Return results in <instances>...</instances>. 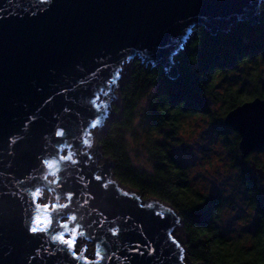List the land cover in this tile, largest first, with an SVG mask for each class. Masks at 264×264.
I'll list each match as a JSON object with an SVG mask.
<instances>
[{
	"label": "water",
	"instance_id": "water-1",
	"mask_svg": "<svg viewBox=\"0 0 264 264\" xmlns=\"http://www.w3.org/2000/svg\"><path fill=\"white\" fill-rule=\"evenodd\" d=\"M263 1L54 0L48 6L36 0H0V264H85V257L89 264H180V249L172 243L173 230L182 227L180 217L153 197L144 204L133 193L125 197L109 181L112 160L102 155L97 142L87 146L91 123L98 115L101 125L105 105L119 99L111 90L119 86L116 74L125 71V64L140 60L176 80L175 58L195 26L215 35L239 22L254 25ZM43 8L48 10L39 12ZM93 94L100 97L98 114L90 105ZM222 122L237 133L241 159L264 151V97L238 104ZM53 129L64 132L55 138L63 144L54 143ZM61 148L79 163L60 161ZM77 148L87 156L77 154ZM41 157L56 162V168L41 175ZM101 157L103 163L97 165ZM51 172L57 173L54 179ZM36 189L52 191L53 203L66 198L70 204L61 210L67 218L53 213L43 238L25 228L26 209L31 216L47 215L28 203ZM57 235L84 236L94 245L92 258L82 251L73 261L58 241L53 243Z\"/></svg>",
	"mask_w": 264,
	"mask_h": 264
},
{
	"label": "trees",
	"instance_id": "trees-1",
	"mask_svg": "<svg viewBox=\"0 0 264 264\" xmlns=\"http://www.w3.org/2000/svg\"><path fill=\"white\" fill-rule=\"evenodd\" d=\"M259 12L258 23L239 22L229 31L215 35L195 26L184 50L175 58L179 62L176 80H168L160 67L151 68L133 60L127 78L118 87L119 112L123 116L109 122L98 140L102 154L112 160L111 171L117 182L136 190L143 198L167 203L177 213L182 221L186 258L191 264H264V163L237 161L240 157L234 150V138L232 166L251 217L242 233L231 237L217 223L222 212L218 196L202 212L182 215L177 211V207L188 208L200 197L191 186L187 171H182L184 167L167 147V139L180 127L182 119L208 114L211 102L220 103L221 111L226 113L244 101L264 97V83L259 77L260 64H264L259 55L264 54V1ZM194 54L198 58L196 64L192 63ZM240 67L248 79L260 83V88L247 93L230 87L219 90L220 79L229 78ZM142 99L146 104L140 107ZM145 108L151 113V120L137 130L134 109ZM136 134L142 135L139 140L149 157V170L139 168L129 153L128 136ZM161 134L166 136L163 140L159 139ZM252 165L261 171V178L253 172Z\"/></svg>",
	"mask_w": 264,
	"mask_h": 264
},
{
	"label": "rangeland",
	"instance_id": "rangeland-1",
	"mask_svg": "<svg viewBox=\"0 0 264 264\" xmlns=\"http://www.w3.org/2000/svg\"><path fill=\"white\" fill-rule=\"evenodd\" d=\"M184 50V49H183ZM132 62V61H131ZM131 62L125 64L123 67H125V71H122L121 78L119 81L116 82V85H119L124 79L127 78L128 71L131 68ZM246 71L243 68H237L229 74V78L226 79H220V88L219 90H223L225 87H230L232 89H242L243 93L254 91L258 88H260L259 82H253L251 79H248L247 76L244 74ZM259 77L260 82L264 83V64H260L259 67ZM256 84V85H255ZM258 86V87H257ZM119 86L113 87L111 92L112 94H118L119 97ZM257 87V88H256ZM264 89V86L262 87ZM103 99V98H102ZM146 104V100H141L139 103V106H144ZM121 107V101L120 97L118 100H115V103H113V99L109 102V107L106 108V116H108L109 112L112 114L108 116L107 121L105 120V117L102 121V124L100 125V129L97 130H91V147H95L96 142L98 143V140L101 136V134L107 129L108 123L113 121L116 118V113L119 112ZM209 113H212L213 115H209ZM225 113L221 111V105L220 103H213L211 102L209 104V112L208 114H193L188 117H185L182 119L180 127L176 130V132L171 136V138L167 139V147L171 148V154L175 157V159L179 162L180 165L184 167L185 170L190 169L193 163V158L189 155L188 149L186 147L181 148L178 147V145H183L185 142H190L193 137H203L200 140V143L195 146L194 151L198 153L199 155L203 156L205 159V164L207 165H215L217 167L220 166V164L223 165V169L221 171V176H224L222 182L220 183V186L217 187V181H213V192L215 193V196H218L221 198L222 202V212L220 216V222L219 226L223 230V232H226L227 235L231 237H235L236 235L242 233V230L245 228L248 219L251 217V213L246 207L244 201L241 199V191L240 186L238 183V179L236 176V170L232 166V161L235 152H233L234 146H233V140L236 137L235 146L237 145L238 136L237 133L234 132L231 128L227 127L223 124V116ZM214 117H218L219 119H214ZM141 127H138L137 130H140ZM208 129V134H204L202 130ZM97 131V132H96ZM162 137H166L164 134H161ZM141 134L139 135H129L128 136V150L131 155L132 161L142 169L149 170L151 169V163L149 160V157L147 155L146 149L144 147V144L140 142ZM169 137V136H168ZM166 139V138H165ZM86 150V147L85 149ZM101 151V150H100ZM86 152L88 154L92 153V150L87 149ZM238 153V150H236ZM102 153V152H101ZM236 153V154H237ZM103 155V154H102ZM104 156V155H103ZM223 157V161L220 160V158ZM239 157V153H238ZM100 164H102L103 158ZM245 160L246 164H249L251 161L255 160L259 163H264V151H254L248 154L244 158H238L237 161L243 162ZM97 164V165H100ZM197 171L199 169H196ZM227 172H232L234 175V179H232L231 176H227ZM188 178L190 181L191 186L197 191H202L204 186V181H195L193 179L192 171H187ZM114 180L113 182H117L116 179L113 178V176L109 177V181ZM119 183V182H118ZM122 185V184H121ZM123 187L128 188V190H123L128 193L135 194L136 197H138L139 201L144 204V200L150 201L152 200V197L149 198H143L139 195L138 192L130 190V187L124 186ZM134 190V189H133ZM230 192L231 195H226V193ZM41 196H44L46 194L47 196V203H53L54 202V194L52 191H41ZM67 199L62 198L59 200L60 204L66 203ZM232 212H235L236 215L233 216ZM173 238L177 239L181 246L184 247V240H183V227H176L175 230H173L172 233ZM77 246L80 249V252L83 251V248L87 249V251L83 252L84 255L88 256L89 258H92V255L94 254V245L91 241L86 239L84 236L78 235L77 240ZM184 254L186 256V250L184 247ZM186 264H191L187 258L185 260Z\"/></svg>",
	"mask_w": 264,
	"mask_h": 264
},
{
	"label": "snow or ice",
	"instance_id": "snow-or-ice-1",
	"mask_svg": "<svg viewBox=\"0 0 264 264\" xmlns=\"http://www.w3.org/2000/svg\"><path fill=\"white\" fill-rule=\"evenodd\" d=\"M37 5H48L51 6L54 3V0H36ZM48 10V8H43V9H39V12H46ZM33 15H36L37 12H33ZM3 16H0V19H3ZM261 59H264V54H259ZM192 63L196 64L198 63V58L195 56V54L193 55L192 58ZM117 81L120 80L121 78V74L117 73ZM103 91V89L101 90ZM106 96H111V92L110 91H106L104 93ZM90 100V105L93 106L95 108L96 113H99V109H100V105L98 103V101L100 100L99 96H96L95 94H93V96L89 97ZM113 103H115V100H113ZM248 103H254V101H249ZM105 107H109V105H105ZM134 111L136 112V124L143 128L145 127V125H147L149 123V121L151 120V113L145 108L143 110L141 109H134ZM160 111H166L161 109ZM112 113L109 112L108 116H110ZM209 115H213L212 113H209ZM108 116L105 117V120L107 121ZM123 116L122 111L121 112H117L116 113V117L117 119H121ZM214 119H219L218 117H214ZM87 127V125H86ZM99 116L95 115L93 117V122L91 123V128L93 130H99ZM204 132V134H208V129H204L202 130ZM53 137H54V143L56 144H63L64 140L63 139H55L56 137H64V132L62 131H57L55 129H53V133H52ZM203 137L197 136V137H193V139L190 142H185V144L183 145H178V147L184 148L186 147L188 149V153L189 155L193 158V163L190 169L187 170H182V171H192L193 174V179L195 181H204V186H203V190L198 192L199 195V199L194 200L192 202V204L190 205V207L188 208H180L177 207V211L181 212L182 215L185 213H190V212H202L204 210L207 209L209 203L211 202L212 199L215 198V193L213 192V181H217V187L220 186V183L222 182V180L226 177L221 176V171L223 169V165L220 164L219 167L215 166V165H207L205 164V159L203 156L199 155L198 153H196L194 151L195 146L197 144L200 143V140ZM159 139L163 140V137H159ZM87 143V142H85ZM88 147H91V145H87ZM239 145L235 146L234 150H238ZM59 152L64 153L63 155H59V160L60 161H65V162H72V163H79L78 160H75L74 157L70 158L67 157L66 155V149H59ZM168 152H171V148L168 149ZM77 154H82L87 156V153H80L79 148H77ZM221 161H223V157L220 158ZM164 163H167V160L163 161ZM40 165L41 167L38 169V171H40L41 175H43L45 170H51L53 168H56L57 164L56 162H50L48 159L41 157L40 158ZM196 169H199L198 171ZM57 175L56 172H51V177L54 179L55 176ZM227 176H231L232 179H234V175L232 172H227ZM44 180H49V176L45 175ZM35 179V178H34ZM96 180H100L101 177L100 176H96L95 177ZM57 183H59V181H56ZM108 185L105 184L104 187H107ZM262 191H264V186H261ZM26 195V193H25ZM123 195L125 197L129 196L128 192H124ZM226 195H231L230 192L226 193ZM32 199L30 201H28V203L30 205H35V207L37 208H43L45 210V212L47 213V215H45L43 218H41L40 216H31L30 213H28V210H25V228L27 229V231L36 237L39 238H43L44 235H46L49 231H50V226L53 224V221L55 219L53 213L54 212H60V214L67 218V211H61V210H66V209H70V204L68 203H64V204H60V203H47V196L46 194L44 196H41L40 194V189H36L33 193H32ZM68 200H71L72 198V194L69 193L68 194ZM136 199H139L138 197H136ZM187 203V202H185ZM141 207H143V205H141ZM147 208L151 209L153 208L152 204H148ZM157 216H159L160 214L157 213ZM217 215H220V211L218 210ZM232 215L235 216L236 213L232 212ZM71 219L73 221H75L77 219L76 216H71ZM30 220V223H29ZM176 223H181L180 220H176ZM219 219H217V223H219ZM64 227H69L67 224L63 225ZM243 226H247V225H243ZM75 232L79 233V226H76V228L74 229ZM117 233H113V235H116ZM171 236V234H169ZM203 235H207V233H203ZM77 240H78V236L77 235H73L71 238H66L65 235H57L53 237V243L55 242H59L60 245L63 246L62 250H67L68 254L72 257L73 261L79 260L80 259V249L77 246ZM172 243L180 249V254L178 256V261L180 262V264H184V261L186 260V256L184 254V247L181 246V243L175 239L172 238ZM185 246H187L185 244ZM83 251H87L86 248L83 249ZM97 257H100V253H96L95 254ZM100 259H104V257H100ZM85 264H89L88 258L85 257ZM91 264H100L99 260H93L91 262Z\"/></svg>",
	"mask_w": 264,
	"mask_h": 264
},
{
	"label": "bare ground",
	"instance_id": "bare-ground-1",
	"mask_svg": "<svg viewBox=\"0 0 264 264\" xmlns=\"http://www.w3.org/2000/svg\"><path fill=\"white\" fill-rule=\"evenodd\" d=\"M100 161L102 160V159H99ZM102 163H103V161H102ZM97 164H100V162H97ZM115 184H116V186L117 187H119L121 190L123 189V190H128V188H126V187H123L120 183H118V182H115ZM131 190V189H130Z\"/></svg>",
	"mask_w": 264,
	"mask_h": 264
}]
</instances>
